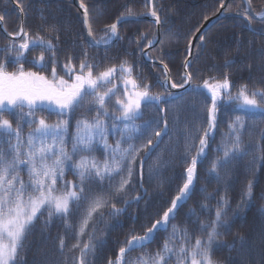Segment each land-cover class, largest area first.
I'll return each instance as SVG.
<instances>
[{
  "label": "snow or ice",
  "instance_id": "obj_1",
  "mask_svg": "<svg viewBox=\"0 0 264 264\" xmlns=\"http://www.w3.org/2000/svg\"><path fill=\"white\" fill-rule=\"evenodd\" d=\"M244 3L246 7L241 15L250 25V13L256 10L252 0H244ZM16 4L23 15L22 0H16ZM79 7L83 10L86 35L91 38V46L97 47L106 48L114 40L122 39L118 25L137 16L126 6L115 22L105 26L97 39L93 27L95 19L88 5L79 0ZM145 7L150 8L147 15L154 18V24L161 25L163 21L154 0H145ZM219 8L224 9L220 12V16H224L231 5L225 7V0H220ZM256 16L258 22L264 24V9L256 11ZM4 19V15H0V22ZM7 35L11 39L0 50L3 53L0 57V264H19V255L27 236L39 219H43L45 229L54 219H59L66 231L72 234L71 244L67 243L66 236L57 239L62 264H92L90 257H94L97 251L96 221L104 218L105 209L109 210L108 215L112 218L123 212L122 207H117V198L125 207L128 205L125 197L133 184L134 174L142 181L145 157L155 153L171 131L167 113L174 104V122L179 123L182 105L171 89H183L193 84L192 73L187 71L190 62L185 59L184 76L176 82L169 76L168 65L161 60L163 80L160 87L164 91L154 92L152 85L135 74L137 65L128 60L101 68L99 63L94 62L95 58H90L84 50L80 56L69 55L61 63L51 39H45L39 33L33 36L23 26ZM205 35L202 33L198 37L200 44L204 42ZM134 42L137 54L155 64L152 54L146 49L153 48L157 43L162 45L163 41L141 35ZM191 48L190 38L189 56ZM30 49H39V55L32 62V67L37 68L35 71L24 67ZM73 60L76 62L73 63ZM10 67L15 70H9ZM57 67H60V73ZM232 87L227 74L219 79L209 77L195 85L196 89L207 91L210 103L204 105L207 118L202 125L189 129L185 124L183 140L186 159L182 186L158 218L144 226L142 235L130 233L119 247L115 261L109 260L108 264H133L129 259L131 253L147 248L157 233L168 232L169 228L171 232L161 248L154 253L143 252L134 264H171L173 259L175 264H214L213 244L221 235L219 229L226 227V197L223 202L217 203L214 219L200 224V231L206 239L193 236L187 227L181 228L173 221L178 206L186 203L194 191L198 161L205 156L209 140L214 139L219 102L227 98L236 104L239 111H264V91L249 90L245 84L233 95ZM153 107L158 109L162 120L137 125L136 121L144 117V110ZM82 109H87L92 118L85 116L77 120L75 131L70 134V118ZM44 112L64 118L49 123ZM5 113L13 115L15 125L12 120L3 118ZM25 128L31 129L26 136ZM228 129L216 150L218 157L212 162L209 172L217 179L220 170L227 169L237 158L249 154L243 140L246 131L243 117L235 116ZM110 135L117 137L115 144L108 143ZM97 150L103 151L102 160L94 155ZM257 150L264 152V147L258 146ZM257 159L264 160V156ZM255 163L253 161V165ZM66 169L73 171L78 182L64 179ZM25 170L27 183L21 176ZM153 170L150 168L149 172ZM93 181H107L108 190L92 191L89 185ZM251 193L250 181L246 193L249 198ZM133 199L138 202L141 197L134 196ZM201 208L209 211L207 204H202ZM73 213L77 215L75 227L71 222ZM191 215H195V211Z\"/></svg>",
  "mask_w": 264,
  "mask_h": 264
},
{
  "label": "trees",
  "instance_id": "obj_2",
  "mask_svg": "<svg viewBox=\"0 0 264 264\" xmlns=\"http://www.w3.org/2000/svg\"><path fill=\"white\" fill-rule=\"evenodd\" d=\"M227 1L225 0V4ZM219 2L220 0H154L163 21L161 24L163 44L150 53L155 63L162 60L168 65L173 81L180 82L184 76L183 64L185 59H189L190 38L192 44L204 24L221 12ZM22 3L25 30L33 36L39 33L45 39H51L57 49V59L61 63L69 55L80 56L84 50H87L90 58H95L94 62L99 63L101 68L128 60L137 65L135 74L152 85L154 92L164 91L160 87V81L163 80L162 67L150 64L153 62L150 60L147 62L144 57H140L137 54V44L134 42L141 35L158 39V26L153 22L123 23L119 28L122 39L108 49H98L89 44L82 13L72 0H22ZM84 3L88 5L89 12L95 19L93 27L97 39L105 26L115 22L125 11L126 6L137 13V16L150 11L149 7H145V0H84ZM252 3L256 11L264 9V0H252ZM230 5L227 14L233 16L213 27L205 35L204 42L197 44L190 66L193 76L192 87L181 94H176L180 98L178 103L182 105L179 123L174 122L176 114L174 104L172 110L167 113L171 131L164 137L159 149L150 157H145L142 181L134 174L133 184L129 186L125 197L128 205L125 207L120 203V198H117L115 201L117 207H122L123 212L112 218L108 215L109 210L105 209L104 218L96 221L97 251L94 257H90L92 264H108L109 260L115 261L119 247L129 238L130 233L142 235L144 226L150 225L158 218V214L169 206L182 186L186 159L183 140L185 124L189 129L202 125L207 118L204 105L210 103L207 91L196 89L195 85L209 77L219 79L227 74L233 85V95L245 84L249 90L264 91V24L252 18L249 25L241 15L246 7L244 0H234ZM0 15L5 17V29L8 33H15L23 26L22 15L15 8L14 0H0ZM9 41L0 29V50L4 49ZM140 43L144 41L140 40ZM38 55L39 49H30L24 67L28 70H37L32 67V62ZM45 55L47 57V53ZM2 56L3 53L0 52V57ZM75 62L73 60V63ZM9 70L15 68L10 67ZM57 72H61L60 67H57ZM43 115L49 123L64 118L55 113L44 112ZM237 115L242 116L246 123L243 140L249 154L237 158L227 169L220 170L217 179L209 175L211 164L218 157L216 150L229 131L228 124ZM85 116L92 118L87 109L77 111L71 116L70 134L75 131L76 121ZM3 118L12 120L14 125L16 123L11 114L5 113ZM161 120L162 116L158 109L153 107L145 109L143 119L137 120L136 124L144 125L149 121ZM29 131L31 129L25 128L24 135L26 136ZM116 139L117 137L110 135L108 143L115 144ZM258 146L264 147V111L258 116L254 112L237 110L236 104L227 98L219 102L214 139L209 140L205 156L198 161L194 191L186 203L178 206L176 219L173 221L181 228L187 227L193 236L206 239L200 231V224H207L214 219L217 203L223 202V198L226 197L228 201L226 208L228 214L224 220L226 227L219 229L221 235L213 244L214 264H264V160L257 159L264 156V152L258 151ZM4 147L7 150L8 146ZM94 155L101 160L104 158L102 150H97ZM253 161H256L255 165ZM150 168L154 169L151 173ZM21 176L27 183L26 170L21 172ZM64 179L78 182L70 169L65 170ZM250 181L252 193L249 198L246 193ZM89 187L95 192L107 191L109 184L107 181L103 183L93 181ZM134 196H140L141 199L138 202L134 201ZM202 204H207L209 211L203 210ZM193 211L195 215H191ZM76 220L77 215L73 213L71 217L73 227ZM170 232L169 228L168 232L157 233L147 248L132 252L129 259L134 264L143 252H156ZM62 235L67 237L68 244L73 242L72 234L66 231L62 221L54 219L45 229L43 219H39L27 236L19 255V264H62L63 257L58 251L57 244L58 237ZM171 264H175L174 259Z\"/></svg>",
  "mask_w": 264,
  "mask_h": 264
},
{
  "label": "water",
  "instance_id": "obj_3",
  "mask_svg": "<svg viewBox=\"0 0 264 264\" xmlns=\"http://www.w3.org/2000/svg\"><path fill=\"white\" fill-rule=\"evenodd\" d=\"M231 1H234V0H228L225 7H228V5L230 4ZM73 4L82 12L83 10L80 9L79 7V0H73ZM15 7H17V5H15ZM18 8V7H17ZM224 9L221 10V12H223ZM250 15L254 18V19H257L258 20V17L255 15L254 11L250 13ZM24 17V15H22ZM219 16V19L217 18ZM228 16L227 15H224V16H220L217 15L216 17L208 20L204 26L202 27L201 31L198 33V35L195 37L193 43H192V48H191V56H189V62H190V65L192 64L193 60H194V55H195V49H196V46L198 44V37L202 34V33H208L213 27H215L217 24H219L221 21H223L224 19H226ZM128 21H137V22H145V21H150V22H154V18H152L150 15H142V16H136L134 18H130ZM23 27L25 28V21H24V24H23ZM120 25H118V29H119ZM0 28L2 29L3 33L5 34V36L8 38V39H11L8 35H7V32L5 31V27H4V22H0ZM158 29H159V37H158V40H162V28H161V25L158 26ZM252 30V29H251ZM253 31V30H252ZM17 40H19V38H17ZM119 41L118 40H114L110 45H108L106 48L104 46H94L96 48H99V49H107V48H110L112 46H114L117 42ZM88 42L89 44H91V38L88 37ZM160 45V43H157L154 45L153 48H150L148 49L147 51L150 52L152 49L154 48H157L158 46ZM145 60L148 61L147 57H145ZM151 63V62H150ZM153 64V63H151ZM153 65H157V66H160V67H163L162 64H159V63H155ZM190 68V67H189ZM189 68L187 69V71H189ZM169 76L171 77V73L169 71ZM172 79V77H171ZM192 86V84L190 85H187L186 88H183V89H171V91L173 93H182L184 91H186L187 89H189L190 87Z\"/></svg>",
  "mask_w": 264,
  "mask_h": 264
},
{
  "label": "rangeland",
  "instance_id": "obj_4",
  "mask_svg": "<svg viewBox=\"0 0 264 264\" xmlns=\"http://www.w3.org/2000/svg\"><path fill=\"white\" fill-rule=\"evenodd\" d=\"M250 112H256V114H258V116H261V112H263V111H259V110H253V111H250Z\"/></svg>",
  "mask_w": 264,
  "mask_h": 264
}]
</instances>
